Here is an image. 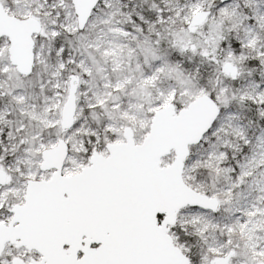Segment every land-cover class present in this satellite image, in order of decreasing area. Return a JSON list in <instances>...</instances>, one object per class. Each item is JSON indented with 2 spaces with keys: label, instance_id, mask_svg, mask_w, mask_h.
I'll return each instance as SVG.
<instances>
[{
  "label": "rangeland",
  "instance_id": "374dc122",
  "mask_svg": "<svg viewBox=\"0 0 264 264\" xmlns=\"http://www.w3.org/2000/svg\"><path fill=\"white\" fill-rule=\"evenodd\" d=\"M0 4L11 15L41 19L45 29L30 78L3 68L7 58L0 56V170L8 174L0 188V224L8 225L12 207L24 204L29 181L52 178L54 171H41L45 150L64 140L63 176L80 174L94 153L106 155L107 145L122 140V127L136 128L140 112L148 120L169 105L180 112L213 85L220 114L190 148L183 178L219 209L184 208L171 236L191 264H214L231 253L229 264H264V0H102L83 32L71 0ZM199 12L210 17L191 33ZM195 33L215 40L209 48L216 53L208 56L214 62L186 61L179 53ZM164 38L174 40L172 49L162 48ZM228 63L239 70L235 79L224 74ZM72 77L77 115L73 129L63 131ZM174 160L172 152L162 165ZM16 248L7 245L0 264L10 250L17 256ZM14 256L12 264L20 259Z\"/></svg>",
  "mask_w": 264,
  "mask_h": 264
},
{
  "label": "water",
  "instance_id": "95a60500",
  "mask_svg": "<svg viewBox=\"0 0 264 264\" xmlns=\"http://www.w3.org/2000/svg\"><path fill=\"white\" fill-rule=\"evenodd\" d=\"M71 2L83 32L101 0ZM209 17L208 12L197 13L189 31L194 33ZM41 31L39 21L11 17L0 4V39L9 38L11 62L24 76L32 74L33 36ZM224 74L235 79L239 70L228 63ZM77 92V78L72 77L63 131L75 125ZM219 114L207 95L180 112L173 105L159 109L143 144L136 145L133 130L127 128L124 143L107 145V156L94 153L89 166L71 177L63 176L67 143L62 140L45 150L41 171H54L52 178L28 182L24 204L12 207L8 225L0 224V256L7 245H14L36 251L40 260L15 259L13 264H191L170 228L186 207L219 209L217 201L191 189L183 178L190 148L203 141ZM172 152L175 160L163 166ZM7 182L8 174L0 170V188ZM233 256L214 264H229Z\"/></svg>",
  "mask_w": 264,
  "mask_h": 264
},
{
  "label": "trees",
  "instance_id": "16d2710c",
  "mask_svg": "<svg viewBox=\"0 0 264 264\" xmlns=\"http://www.w3.org/2000/svg\"><path fill=\"white\" fill-rule=\"evenodd\" d=\"M190 38H191V42L189 44H181V45H179V48H178L179 49V53L182 54L183 57L185 56V60L188 61L189 59L195 57L197 59H202V61L208 59V60H210V62H214L213 58H208V56L214 55V53H216V51L214 53L210 52L211 51L210 48L212 46H215V43H214L215 40L212 39L211 37L210 38H205V39L199 38L196 33L193 34V35H190ZM164 39H165V42H164L162 48L164 50L172 49L173 45H175L174 44V40L170 39L169 42H168V40L166 38H164ZM231 43L233 45L232 47L235 48V45H234L233 41H231ZM73 45L77 46L78 48L80 46L77 42H74L72 44V46ZM193 46H195L194 47L196 49L195 51H192V47ZM230 46H231V44H230ZM205 49L208 50V51H206ZM204 76H206V75L204 74L203 78H202L203 80H201L203 82H205L204 80H207V77H204ZM212 87H213V85L210 88L211 91L209 90L208 96L210 98H212L217 103L215 93L212 91ZM5 99H6V102H8L7 98H5ZM177 109L180 111L182 108L180 106L179 107L177 106ZM100 110L102 112V109H99L98 111H100ZM249 111H250L251 116H252L251 120L253 121V123H256L257 122V118L256 117L253 118V116H254L253 109L250 108ZM102 113H104V112H102ZM185 164H186V162H185ZM159 221H160V223H162L163 222V218L159 217ZM173 230H174V228H170V235L172 234Z\"/></svg>",
  "mask_w": 264,
  "mask_h": 264
},
{
  "label": "flooded vegetation",
  "instance_id": "af4514ba",
  "mask_svg": "<svg viewBox=\"0 0 264 264\" xmlns=\"http://www.w3.org/2000/svg\"><path fill=\"white\" fill-rule=\"evenodd\" d=\"M101 1H102V0H101ZM99 4H100V3H99ZM2 6H3V5H2ZM98 6H99V5H98ZM98 6H97V7H98ZM3 7H4V6H3ZM4 8H5V7H4ZM5 10H6V8H5ZM95 10H96V9H95ZM6 12H7V10H6ZM7 13H8V12H7ZM8 14H9V13H8ZM9 16L14 17V18H16V19H18V20H23V21L33 19V20L39 21V23L41 24V26H42V31H41V33H40L39 35H35V36H33V43H34V46H33V54H34V67H35V65H36V50H37V48H38V46H39V40H40V38L42 37L43 33L45 32L44 24H43L42 20L39 19V18L33 17V16H29V17H26V18L19 17V16H16V15H11V14H9ZM196 30H197V29H196ZM196 30H195V32H196ZM10 47H11V44H10V40H9V38H6V37H5V38H1V39H0V56H1V58L4 57V56L7 58V61H3V62H2V63H3V64H2V67L5 68V69L14 70V71L17 73V75H20V76H21L22 78H24V79L30 78V76L34 74V67H33L32 74H31V75H29V76H24V75H22V74L18 71V69H17V68L12 64V62H11V57H10V53H9ZM4 52H5V53H4ZM10 79H11V75L8 74V76H6V78L4 79V82H7V81L10 80ZM92 248H97V246L93 245ZM5 251H6V247L4 248V250H3V252H2V254H1V256H0V260L3 258ZM29 254H30L31 258H32V259H30L31 262L40 259V258H39L40 255H39L36 251H29ZM38 258H39V259H38Z\"/></svg>",
  "mask_w": 264,
  "mask_h": 264
},
{
  "label": "built area",
  "instance_id": "2783aa9c",
  "mask_svg": "<svg viewBox=\"0 0 264 264\" xmlns=\"http://www.w3.org/2000/svg\"><path fill=\"white\" fill-rule=\"evenodd\" d=\"M145 115L146 114L144 112H140L138 114L136 128L132 129L133 134H134V142L136 145L143 144L144 140L147 138V136L149 135V132H150L152 120H148ZM120 132L122 133V140L118 141L117 143H121V142L125 141V137H124L125 128L122 127ZM105 154H106L105 156H107V152ZM18 251L19 252H18L17 256L16 255L14 256V254L11 253L12 251L10 250V252H9L10 256H14L12 258V260L14 258H20V259L24 260L25 262L30 263L29 251L24 249V248H21ZM10 256L8 259L5 260V262L7 261V264H12V261L9 260V259H11ZM26 258H28V259H26ZM5 262H4V264H6Z\"/></svg>",
  "mask_w": 264,
  "mask_h": 264
}]
</instances>
